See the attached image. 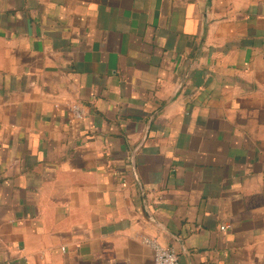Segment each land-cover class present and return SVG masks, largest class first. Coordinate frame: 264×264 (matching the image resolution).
I'll return each mask as SVG.
<instances>
[{
  "label": "crops",
  "instance_id": "obj_1",
  "mask_svg": "<svg viewBox=\"0 0 264 264\" xmlns=\"http://www.w3.org/2000/svg\"><path fill=\"white\" fill-rule=\"evenodd\" d=\"M145 238L264 264V0H0V264Z\"/></svg>",
  "mask_w": 264,
  "mask_h": 264
},
{
  "label": "built area",
  "instance_id": "obj_2",
  "mask_svg": "<svg viewBox=\"0 0 264 264\" xmlns=\"http://www.w3.org/2000/svg\"><path fill=\"white\" fill-rule=\"evenodd\" d=\"M71 110L75 118H83L84 112L79 105H73ZM221 229L225 230L226 226H222ZM143 242L149 246L154 253L153 264H181L179 254L175 249L163 246L154 238H145Z\"/></svg>",
  "mask_w": 264,
  "mask_h": 264
}]
</instances>
